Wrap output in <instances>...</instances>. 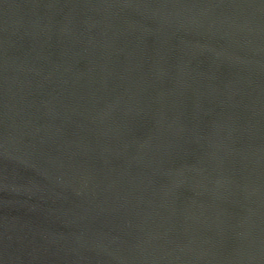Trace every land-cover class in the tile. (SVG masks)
Returning <instances> with one entry per match:
<instances>
[{"label":"water","instance_id":"95a60500","mask_svg":"<svg viewBox=\"0 0 264 264\" xmlns=\"http://www.w3.org/2000/svg\"><path fill=\"white\" fill-rule=\"evenodd\" d=\"M0 264H264V0H0Z\"/></svg>","mask_w":264,"mask_h":264}]
</instances>
